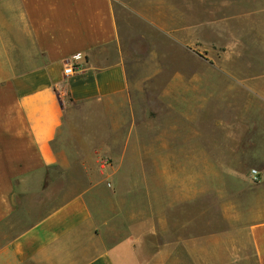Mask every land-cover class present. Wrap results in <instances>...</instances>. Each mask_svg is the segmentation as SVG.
Instances as JSON below:
<instances>
[{
  "label": "crops",
  "instance_id": "0c3cea01",
  "mask_svg": "<svg viewBox=\"0 0 264 264\" xmlns=\"http://www.w3.org/2000/svg\"><path fill=\"white\" fill-rule=\"evenodd\" d=\"M67 64L74 76L64 75ZM131 89L113 0H0V264H168L169 245L147 257L140 234L117 228L111 238L98 184L79 191L78 159L63 150L76 120L99 116L106 124L95 125L118 130L126 153ZM248 139L232 143V159L264 160L261 133ZM164 165L156 171L172 177ZM260 179L237 191L250 211L231 205L230 229L209 234L205 188H150L154 233L163 202L193 208L186 225L196 219L197 235L181 245L195 264H264V169Z\"/></svg>",
  "mask_w": 264,
  "mask_h": 264
},
{
  "label": "rangeland",
  "instance_id": "374dc122",
  "mask_svg": "<svg viewBox=\"0 0 264 264\" xmlns=\"http://www.w3.org/2000/svg\"><path fill=\"white\" fill-rule=\"evenodd\" d=\"M113 1L132 88L125 120L135 134L125 153L118 130L99 128L106 121L94 116L76 120L63 150L78 159L70 163L79 191L98 184L99 202L113 216L111 238L117 228L136 232L145 256L169 245L168 264H195L181 245L197 235L196 219L186 225L194 209L163 202L156 235L150 188H205L209 234L230 229L231 205L244 209L238 189L261 184L264 160L230 152L232 143L264 139V0ZM155 151L164 153L160 162ZM160 164L174 175L160 176Z\"/></svg>",
  "mask_w": 264,
  "mask_h": 264
},
{
  "label": "built area",
  "instance_id": "2783aa9c",
  "mask_svg": "<svg viewBox=\"0 0 264 264\" xmlns=\"http://www.w3.org/2000/svg\"><path fill=\"white\" fill-rule=\"evenodd\" d=\"M80 59V57L79 56H75L74 58H73V62L75 63V62H77L78 60ZM77 73V70L75 69V67H74V65L73 64H67L66 65V68H65V70H64V75L66 76V77H71V76H74L75 74ZM258 172H254V178L255 179H258Z\"/></svg>",
  "mask_w": 264,
  "mask_h": 264
}]
</instances>
